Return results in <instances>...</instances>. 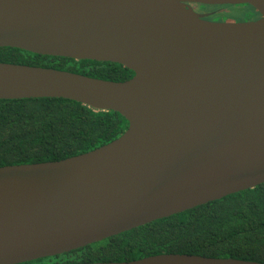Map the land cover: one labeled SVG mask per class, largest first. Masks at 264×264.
Masks as SVG:
<instances>
[{
	"label": "water",
	"instance_id": "1",
	"mask_svg": "<svg viewBox=\"0 0 264 264\" xmlns=\"http://www.w3.org/2000/svg\"><path fill=\"white\" fill-rule=\"evenodd\" d=\"M250 5L214 22L193 5ZM120 64L125 81L0 62V99L128 122L66 159L0 167V264L53 257L264 183V0H0V48ZM75 264H264L159 254Z\"/></svg>",
	"mask_w": 264,
	"mask_h": 264
},
{
	"label": "trees",
	"instance_id": "2",
	"mask_svg": "<svg viewBox=\"0 0 264 264\" xmlns=\"http://www.w3.org/2000/svg\"><path fill=\"white\" fill-rule=\"evenodd\" d=\"M196 5V4H195ZM251 14L260 16L250 5ZM213 15L209 16L213 19ZM0 62L125 81L130 69L0 48ZM129 122L64 98L0 99V167L66 159L120 137ZM159 254H192L264 263V183L61 254L59 264L123 262ZM41 258L24 264H45Z\"/></svg>",
	"mask_w": 264,
	"mask_h": 264
},
{
	"label": "rangeland",
	"instance_id": "3",
	"mask_svg": "<svg viewBox=\"0 0 264 264\" xmlns=\"http://www.w3.org/2000/svg\"><path fill=\"white\" fill-rule=\"evenodd\" d=\"M194 9L200 13H208L213 15L214 22H245L253 19L256 15L244 5H193Z\"/></svg>",
	"mask_w": 264,
	"mask_h": 264
},
{
	"label": "flooded vegetation",
	"instance_id": "4",
	"mask_svg": "<svg viewBox=\"0 0 264 264\" xmlns=\"http://www.w3.org/2000/svg\"><path fill=\"white\" fill-rule=\"evenodd\" d=\"M196 12H197V11H196ZM198 13H200V12H198ZM202 14H205V16H204L205 19H207V20H211V21H212V19L209 18V16H212L211 14H208V13H202ZM259 17H260V16H259ZM259 17H258V16H255L253 19H250V20H247V21L257 20ZM64 254H65V253H64ZM57 256H59V255H57ZM55 257H56V256H53V257H46V258H52V259H48V261H47L45 264H59V261H58V260L53 259V258H55ZM22 264H24V263H22Z\"/></svg>",
	"mask_w": 264,
	"mask_h": 264
}]
</instances>
